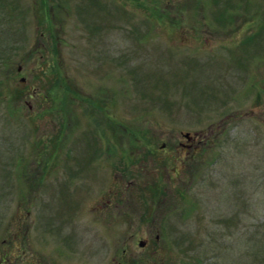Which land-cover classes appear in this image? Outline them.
Wrapping results in <instances>:
<instances>
[{
  "label": "rangeland",
  "instance_id": "374dc122",
  "mask_svg": "<svg viewBox=\"0 0 264 264\" xmlns=\"http://www.w3.org/2000/svg\"><path fill=\"white\" fill-rule=\"evenodd\" d=\"M100 37L96 69L86 51ZM81 96L120 128L91 121ZM185 132L194 151L170 155ZM110 142L122 152L100 160L134 176L121 182L126 213L104 202L114 167L97 157L87 178L69 161ZM5 254L264 264V0H0V264Z\"/></svg>",
  "mask_w": 264,
  "mask_h": 264
},
{
  "label": "flooded vegetation",
  "instance_id": "af4514ba",
  "mask_svg": "<svg viewBox=\"0 0 264 264\" xmlns=\"http://www.w3.org/2000/svg\"><path fill=\"white\" fill-rule=\"evenodd\" d=\"M99 36H101V35H99ZM95 39L93 40L94 46L96 45V42H97L98 38L96 37ZM97 44H98V46L96 48H91V47L88 46L87 47V51H86L87 53H89L88 60H91V61H94L95 62V63H92V64L95 66L96 69H98L101 65H103L101 63L103 61V60H101V55L104 54V53L101 52V50H104V49H102L101 47H105L104 39L102 37H100V40L98 41ZM95 71L97 72V70H95ZM28 96H31V94H28ZM60 98H62V97H60ZM70 98L73 99V98H78V97H74V96H71V95L68 96L67 97V100H66L68 103H70ZM95 98L96 99H90V97H87V96H83L82 97L81 96L80 99H78V100L85 103L84 105L86 106L85 107L86 110L84 112L86 114H90L91 121H93L94 119H97L96 117H98L99 120H101V122L103 121V119L105 120L104 121L105 122V128L108 125L107 123L110 122L111 128H114L115 130H118L120 128V122L118 120H116V119H114V118L106 115V113L104 111V108H103V105H102L103 104V100L101 101L99 99V97H95ZM59 102H60V100H59ZM61 103H62V101H61ZM28 107H30V106L28 105ZM67 114H70V113H67ZM183 134H184V136H185V138L187 140L185 142L179 140L176 144L173 145V147H171V149H168V152H169L170 155L172 153V156H173L174 155V151H177L178 150V147H180L182 150L183 149L187 150V148H191V150L194 151L193 147L196 144L195 141H194V138L195 137L193 135H190L189 132H185ZM191 140H193L194 142H190ZM196 146H197V144H196ZM121 148H122V144L118 145L115 142H110V143H107L106 144L105 149L102 148V147L98 148L97 153L96 154H91V156L90 155L87 156L88 157L87 159H84V160L83 159L82 160H79V159L76 160L75 159L74 160L73 158L72 159L70 158L69 161L70 162H75V163L76 162L77 163H81V165L84 167L82 170L85 171L87 169L86 172H87V178H88L89 177L88 176V172H89V169L88 168H89V165L87 164V162L90 161V163L95 164L94 167L91 165V167L95 168V166H99V164H97V162H95V161L98 160V159L99 160L101 159V155H102V153H104V151H106L108 155L111 153L110 157H113L114 159H116L115 158V153L122 152V149ZM85 149H84V151H85V154H86V150ZM158 149H161L162 151H164L166 149V144L162 142L161 144L158 145ZM147 150H149V149L147 148ZM85 154L83 152L82 155L85 156ZM97 157H98V159H96ZM43 162H44V160H43ZM100 162H101L102 168H104V169H108L110 167H114L115 168L113 170V173H114L113 174V179H114V181L116 183L113 184V189L112 190H110V189L107 190L108 192H106V193L109 194V196L104 200L105 204L106 205H109L110 204V201H111V197L110 196L112 194V201H113V203L111 204V206H113L114 211L115 212H119V211L121 212L122 211L123 213H126L128 207H131L132 206V201L131 202H126L125 204L122 202V199H125L126 197H123L122 196V193H123L124 190H123V187L121 186V182H122V179L123 178H124V180L125 179L126 180L129 179L128 181H124L126 183L133 182L134 176L132 174H129V175L128 174H122V172H121L122 166L119 164V162H117V165H118L117 167L113 166V165H115V164H113V159H108L106 161L100 160ZM33 163H34V165L36 167L39 166L38 168H39V172L40 173L44 171L42 169L43 166L42 165L40 166V164L42 163L41 157L40 158L33 159ZM68 165H70V163H68ZM135 165L138 168L137 164H135ZM93 170H90V172L93 173ZM92 178H94L95 182H100L101 184H102L103 179H104V177L101 174H97V175L93 176ZM91 183L92 182L88 181V184L89 185H87V187H86V192L89 193V194L94 191V188L95 187H97V186H91L90 185ZM98 186H99V184H98ZM100 189H102V185H101V187H98V190L99 191H97V193L98 192H104L103 189H102L103 191L100 190ZM77 192H78V190H77ZM69 193H71V190H69ZM127 196L131 197L130 195H127ZM116 199H117V202L115 201ZM127 201H128V199H127ZM73 202H75V201H71L70 209L71 210H76L77 207H78V204L76 202V206H77L76 207L73 204ZM25 213H27V211ZM18 218H19V216H18ZM140 229H144L145 231H149L151 229H156V228L150 222L149 225H147L146 227L140 228ZM142 241L144 242L145 239H142ZM36 259H38V260H35V263L34 264H52L51 260H49V261L48 260H45L44 257L36 258ZM121 259L120 258H114L112 256V257L109 258L108 264H124V263H122L123 260H121ZM137 259H138V257L132 256V262H136ZM3 260H4L5 264H10V262H11L9 260V258H7V255L6 254L4 255Z\"/></svg>",
  "mask_w": 264,
  "mask_h": 264
},
{
  "label": "water",
  "instance_id": "95a60500",
  "mask_svg": "<svg viewBox=\"0 0 264 264\" xmlns=\"http://www.w3.org/2000/svg\"><path fill=\"white\" fill-rule=\"evenodd\" d=\"M138 243H139L140 245H142V244H143V241H142V240H138Z\"/></svg>",
  "mask_w": 264,
  "mask_h": 264
}]
</instances>
